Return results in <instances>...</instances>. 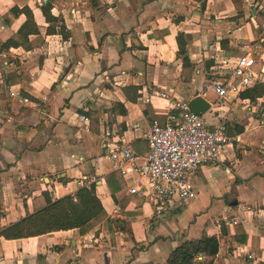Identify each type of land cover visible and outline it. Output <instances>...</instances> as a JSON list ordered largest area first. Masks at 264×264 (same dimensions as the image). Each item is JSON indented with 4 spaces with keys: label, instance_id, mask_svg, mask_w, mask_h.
<instances>
[{
    "label": "crops",
    "instance_id": "crops-1",
    "mask_svg": "<svg viewBox=\"0 0 264 264\" xmlns=\"http://www.w3.org/2000/svg\"><path fill=\"white\" fill-rule=\"evenodd\" d=\"M47 3L60 20L52 25L56 34H47ZM240 3L0 0V43L26 21L11 10L25 6L44 40L31 51L0 45V229L44 208L45 192L53 200L75 195L83 176L97 179L108 214L84 235L0 237V264H168L178 246L204 234L219 239L213 264H264V98L219 101L207 88L231 74L221 69L224 61L243 55L246 45L264 46V0ZM180 34L192 64L186 70ZM196 97L211 105L205 116L212 129L224 124L241 141L196 172L195 199L159 217L152 203L129 193L134 181L124 177L125 188L112 196L105 177L118 170L104 149L106 133L142 156L153 123L165 126L178 103Z\"/></svg>",
    "mask_w": 264,
    "mask_h": 264
},
{
    "label": "built area",
    "instance_id": "built-area-1",
    "mask_svg": "<svg viewBox=\"0 0 264 264\" xmlns=\"http://www.w3.org/2000/svg\"><path fill=\"white\" fill-rule=\"evenodd\" d=\"M245 48L243 55L220 65L221 69L229 70L231 74L207 86L219 101L240 96L264 76L263 69L256 70L258 59L264 61L263 43L249 44ZM23 101L27 103L28 99ZM175 110L176 113L168 116L165 126L153 123L147 136L149 150L142 156L109 131L104 142L113 167L121 172L126 181H134L129 193L142 195L153 204L159 217L171 211L176 204L195 199L193 179L196 172L217 163L227 147L241 141L240 136L230 137L224 124L212 129L205 115L190 111L189 102L178 103ZM78 119L89 125L85 115H79ZM96 184L95 177L83 176L78 181L81 188Z\"/></svg>",
    "mask_w": 264,
    "mask_h": 264
},
{
    "label": "trees",
    "instance_id": "trees-1",
    "mask_svg": "<svg viewBox=\"0 0 264 264\" xmlns=\"http://www.w3.org/2000/svg\"><path fill=\"white\" fill-rule=\"evenodd\" d=\"M235 3L240 9V0H235ZM41 10L47 22L50 23L47 34H56V29L52 25L59 23L60 20L52 15V5L47 3L41 7ZM11 12L15 16L25 15L26 21L15 35L6 42L0 43L1 48L4 50L23 48L25 51H31L36 47L42 46L44 40L40 39V31L32 9L29 6H25L22 9L14 7ZM60 28L62 34H65V26L62 24ZM33 35L37 36V38L34 41H30V37ZM177 40L179 54L183 57V67L186 70L192 65L186 50L187 44L182 41L181 34ZM13 76L15 75H9L7 80L8 85H12L14 81L12 80ZM183 78L185 80L188 79L184 75ZM240 98L248 99L252 102L264 98V83L246 90L240 94ZM119 106L123 108L122 113L125 114L126 110L124 106ZM155 118L152 117L150 121L153 122ZM91 130L94 131L93 126H91ZM105 180L112 196H115L125 188L123 176L119 171L110 173L105 177ZM43 195L47 202L44 208L7 228L0 229V237L7 240H17L69 230H79L84 235L104 222L108 217L100 199L95 193V185H92L90 188H80L75 195H68L56 200H53L46 192ZM240 229V226H238L237 231L240 232ZM219 249L220 243L218 237L204 234L199 239L184 241L170 254L167 262L168 264H213L219 253Z\"/></svg>",
    "mask_w": 264,
    "mask_h": 264
},
{
    "label": "water",
    "instance_id": "water-1",
    "mask_svg": "<svg viewBox=\"0 0 264 264\" xmlns=\"http://www.w3.org/2000/svg\"><path fill=\"white\" fill-rule=\"evenodd\" d=\"M44 1L47 2V0ZM189 108L192 113L205 115L211 108V105L202 97H196L189 102Z\"/></svg>",
    "mask_w": 264,
    "mask_h": 264
}]
</instances>
